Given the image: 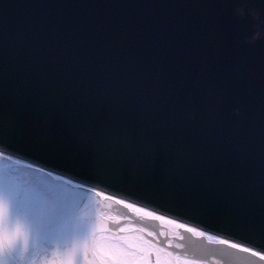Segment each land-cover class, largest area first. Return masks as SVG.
Returning <instances> with one entry per match:
<instances>
[{"label":"snow or ice","instance_id":"1","mask_svg":"<svg viewBox=\"0 0 264 264\" xmlns=\"http://www.w3.org/2000/svg\"><path fill=\"white\" fill-rule=\"evenodd\" d=\"M36 6L0 0V264H264V51L250 60L230 43L233 0L150 5L187 13L153 25L148 52L130 50L148 28L82 24L48 56L30 13L21 25L9 12ZM17 153L45 179L22 182ZM97 186L170 231L93 206Z\"/></svg>","mask_w":264,"mask_h":264},{"label":"water","instance_id":"2","mask_svg":"<svg viewBox=\"0 0 264 264\" xmlns=\"http://www.w3.org/2000/svg\"><path fill=\"white\" fill-rule=\"evenodd\" d=\"M3 3L15 2V0H2ZM21 4L37 5L28 9L12 8L9 10L15 23H24L25 12L30 13V22L33 32L37 35L36 46L40 49L41 56L52 55V50L46 46V42L55 43L56 50L59 51L64 41L72 34L79 25H101L110 24L129 25L135 28H148L145 33L144 45L136 41L130 42V50L137 48L144 52L150 51L156 45V41L151 34V27L156 24L182 21L187 13L186 9H162L150 7L158 4L186 3L188 0H18ZM128 5V7H125ZM136 5V7H131ZM242 6L245 15L240 16L235 12L236 7ZM224 23L229 31L230 43L233 47L243 51L242 55L250 60H258L261 51H264V35L261 39L249 42L253 33L264 34V3L261 0H233L232 8L224 17ZM59 28V32L49 31ZM61 34L63 36L61 37ZM113 47H116L118 33L113 34ZM44 41L45 43H41ZM59 41L58 43H56ZM96 46L102 47L103 39L96 40ZM27 55V53H26ZM239 106V105H237ZM241 118L230 114L231 121H239ZM229 131H232L230 128ZM30 175V181L44 180V177H37L31 171H25ZM19 173H22L20 170ZM23 182V181H22ZM84 195V193H81ZM93 195V194H92ZM89 194V201L94 206L95 195ZM92 209L90 208L89 211ZM185 241L175 239L174 243H186L190 234H183ZM234 252V250H233ZM225 264H247L246 254L235 253L224 258Z\"/></svg>","mask_w":264,"mask_h":264},{"label":"clouds","instance_id":"3","mask_svg":"<svg viewBox=\"0 0 264 264\" xmlns=\"http://www.w3.org/2000/svg\"><path fill=\"white\" fill-rule=\"evenodd\" d=\"M239 12L241 15H245V10L244 9H239ZM262 33L256 32L250 39L249 42H254L255 40L261 39L262 38ZM236 114H239V110H236Z\"/></svg>","mask_w":264,"mask_h":264}]
</instances>
